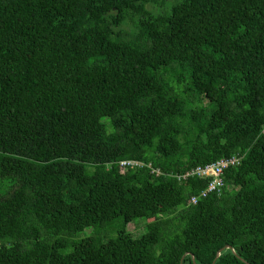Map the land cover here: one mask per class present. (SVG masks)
I'll use <instances>...</instances> for the list:
<instances>
[{
  "label": "trees",
  "instance_id": "trees-1",
  "mask_svg": "<svg viewBox=\"0 0 264 264\" xmlns=\"http://www.w3.org/2000/svg\"><path fill=\"white\" fill-rule=\"evenodd\" d=\"M263 129L264 0H0V264H264Z\"/></svg>",
  "mask_w": 264,
  "mask_h": 264
},
{
  "label": "rangeland",
  "instance_id": "rangeland-1",
  "mask_svg": "<svg viewBox=\"0 0 264 264\" xmlns=\"http://www.w3.org/2000/svg\"><path fill=\"white\" fill-rule=\"evenodd\" d=\"M202 102L206 103V99H202ZM88 171L92 172L94 170L93 166H88ZM15 186L14 181L11 178L0 176V195L6 194ZM152 222V219H147L145 217H140L132 222L126 224V227L123 225L122 218H116L113 221L106 222L102 225L97 226L96 224L86 228L83 231L77 232L71 237H67L70 243L78 242L80 240H88L95 242L98 240L100 243L107 242L109 239L119 237V231L121 229L125 230L127 236L133 238H139L148 230V225ZM66 238V237H65ZM72 250V245L68 244L63 251L70 252Z\"/></svg>",
  "mask_w": 264,
  "mask_h": 264
},
{
  "label": "built area",
  "instance_id": "built-area-1",
  "mask_svg": "<svg viewBox=\"0 0 264 264\" xmlns=\"http://www.w3.org/2000/svg\"><path fill=\"white\" fill-rule=\"evenodd\" d=\"M264 134V129H263ZM243 160V156L235 155L228 158L220 159L216 162H212L206 165H201L197 167H193L188 169L183 174H175L176 177L179 179H186L191 176H200L203 178H209V183L207 187L201 191L200 194L195 195L191 198L193 203H197L200 197H206L210 193L217 192L221 193L226 182H225V172L232 167L239 165ZM120 166L123 169L129 168H141V167H148L151 169L152 173L157 175L164 174L163 170L160 168L153 167L151 163H146L140 160L134 159H125L120 161Z\"/></svg>",
  "mask_w": 264,
  "mask_h": 264
},
{
  "label": "water",
  "instance_id": "water-1",
  "mask_svg": "<svg viewBox=\"0 0 264 264\" xmlns=\"http://www.w3.org/2000/svg\"><path fill=\"white\" fill-rule=\"evenodd\" d=\"M228 248H230V247H228ZM222 250H223V249H222ZM222 250H221V251H222ZM221 251L218 253V255H220V254H221Z\"/></svg>",
  "mask_w": 264,
  "mask_h": 264
}]
</instances>
